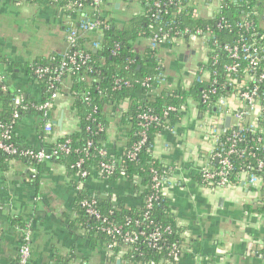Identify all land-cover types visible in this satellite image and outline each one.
Here are the masks:
<instances>
[{
  "label": "crops",
  "instance_id": "1",
  "mask_svg": "<svg viewBox=\"0 0 264 264\" xmlns=\"http://www.w3.org/2000/svg\"><path fill=\"white\" fill-rule=\"evenodd\" d=\"M30 1L0 0V60L8 86L40 100L41 90L31 79L28 65L64 53L69 18L46 0ZM117 10L113 17L119 27L125 24V15L128 20L140 12L137 5L124 9L120 4ZM210 11V6H204L201 15L208 16ZM91 43L88 37L84 45L94 49ZM148 43L146 38L138 39L136 51L142 53ZM197 54L198 60L192 65L190 61ZM156 55L163 68L160 90H187L200 78H207V71L202 70L206 49L200 39L161 43ZM69 87L66 84L62 88L64 94L58 96L50 111V132L44 131L39 117L27 115L18 121L16 136L21 143L48 150L58 138L76 130ZM229 104L231 108L237 106L232 98ZM105 110L110 119L108 153L120 154L125 128L113 107ZM179 114L157 135L152 151L166 168L162 194L181 240L178 257L158 264H263L264 209L256 212L248 206L263 208L264 190L250 186L243 174L237 183L225 187L207 186L199 175L200 168L212 162V143L205 139L208 122L217 121L215 129L220 132L230 125L232 117L224 126L229 115H203L190 96ZM83 191L109 195L131 208L141 202L135 184L123 178L83 182L64 163L51 160L41 163L36 179L27 162L11 161L7 170L0 171V264H13L18 255L20 235L12 225L15 215L31 222L27 264H56L59 260L66 264H139L126 259L125 248L113 251L104 237L91 232L82 221L78 196Z\"/></svg>",
  "mask_w": 264,
  "mask_h": 264
},
{
  "label": "trees",
  "instance_id": "2",
  "mask_svg": "<svg viewBox=\"0 0 264 264\" xmlns=\"http://www.w3.org/2000/svg\"><path fill=\"white\" fill-rule=\"evenodd\" d=\"M8 1L13 3L31 2L30 0ZM155 1L102 0L98 7L91 0H82L81 6L75 5L74 0L48 1L57 5L64 12L69 18V23L74 27L78 26L79 19L100 18L107 24V28L90 32L89 35L81 33L77 46L69 49L68 53L82 52L87 55L86 62L78 70H66L60 80L53 82L51 86L49 76L37 78L34 69L39 65L58 67L63 59L62 54H54L28 65L31 79L37 81L41 90L40 100L25 97L21 89L8 86L1 66L3 62L0 60V73L4 77L5 87L1 88L0 85V124L10 132V138L3 142L11 144L16 150L15 154H8L0 150V171L7 170L11 161L21 160L31 166V172L32 169L37 171L33 176L38 178L41 163L20 154L21 150L36 148L26 146L19 141L16 136V126L18 121L27 115L42 119V111L32 105H38L46 100L52 91H56L58 96L64 94L62 88L69 84V95L72 98V109L77 118V128L58 138L51 147L69 139L72 151L69 154L59 155L52 161L64 163L69 170L79 176V169L75 167V164L84 157L81 169L86 170L88 175L84 178L79 177L80 181L86 182L90 178H97L116 182L119 178H123L127 182L135 184L141 198L140 204L136 207H127L125 204L113 200L109 195L98 193L92 195L87 191H83L78 196V201L84 198L94 199L101 214L122 225L124 230L148 231L153 226L159 227L163 232L164 241L158 243L156 247L147 246L143 240L129 245L116 244L112 247L115 252L125 248L126 259L139 264H158L159 261L165 259L173 261L174 259L168 256L166 251L172 244H175L181 253V240L175 218L163 194L159 193L158 197H153L150 207H146L147 199L155 195L152 189L153 173L155 172L162 182L166 173V168L161 161L154 157L152 152L157 135L169 127L170 122L176 116L180 115L179 112L185 106L189 96L195 101L199 113L203 115L217 114L220 112L216 107L217 100L219 98L228 99L239 92L237 85L231 83L232 79L238 82L243 80L247 73L253 75L255 79L264 73V55L261 52V49H264V0H201L202 6L212 5V14L198 18L192 17V7L186 6L195 0H175L174 3L166 4L160 9L153 6ZM161 1L165 2V0ZM116 4H121L124 9L125 7L130 9L132 5H137L139 8L140 13L132 18L129 28H126L125 24L122 27L116 24L113 17V14L118 12ZM244 15L251 24L247 29L238 25ZM222 21L231 23L233 27L230 29L219 28L217 24ZM185 27L202 30L200 36L203 37V46L207 56L203 69L210 72L211 79L209 82L197 80L187 90H160L158 87L163 68L157 59L156 48L161 43L173 44L171 39L174 37L179 38V41L189 42L188 35L182 33ZM70 28L71 26H66L67 31ZM160 28L168 34L165 42L153 40L154 35L161 37ZM88 37H90L92 47L97 49L95 52L93 48L84 45ZM141 38H146L149 42L142 53L137 52L134 46L135 41ZM240 41L251 45V47H257L259 54L254 56L257 62L255 68L249 70V61L245 58V53L241 52L237 71L230 73L224 68L231 59L228 53L223 50V46ZM212 57L215 58V61L212 60ZM212 79L215 81V93L210 94L205 100L202 98V94L206 93ZM116 80H119L120 85L115 84ZM253 83L258 86L256 98L264 96V81H249L248 86ZM19 93L22 95V104L26 106L25 109L14 103V98ZM55 101H53V106ZM259 105L261 114L258 117L257 125L249 126L250 115L246 109L241 108L245 115L243 122H235L220 131L218 142L214 145V152L226 149L228 146L226 137L232 130L240 129L243 139L238 142V148L251 149L256 155H264V103ZM168 106L174 107V110L169 111L163 117V112ZM109 107H113L118 112L121 125L125 128L122 131L123 143L120 154H109L106 147L110 119L105 109ZM15 112L18 114L16 118L13 117ZM143 113L155 115L159 119L147 126L144 142L139 147L135 158L130 160L126 157V153L142 139L139 133L142 128L138 116ZM257 138L260 139L257 140ZM87 141H91L92 145L88 149L87 155L84 156L83 149L86 147ZM229 159L232 163L228 179L230 184L237 183L244 172L249 175L262 174L255 167V157L229 155ZM211 161L213 168L219 167V163L215 159ZM100 162L111 164L114 167V173L102 177L98 173ZM120 170L125 171V176L119 175ZM263 209L264 207L257 209L248 206V210L256 212H262ZM79 213L91 232H96L104 237L107 245L111 243V238L99 230V222L89 217L80 205ZM12 225L20 236L27 229L32 234L31 222L27 217L15 215L12 218ZM13 264H17V258ZM56 264L66 263L59 260Z\"/></svg>",
  "mask_w": 264,
  "mask_h": 264
},
{
  "label": "built area",
  "instance_id": "3",
  "mask_svg": "<svg viewBox=\"0 0 264 264\" xmlns=\"http://www.w3.org/2000/svg\"><path fill=\"white\" fill-rule=\"evenodd\" d=\"M50 1V0H46ZM92 3L95 6L101 5L102 0H91ZM175 0H165V2H162L161 0H156L153 3V6L157 9H160L166 4H172ZM201 0H195L191 4H187L186 6L192 7L191 15L194 18L203 17L201 15V9L202 6ZM74 4L77 6L82 5V0H74ZM126 5V4H125ZM211 7V13L212 14V5H205ZM140 13V12H139ZM71 28L67 31L66 36V50L64 53H62L63 59L60 62V65L58 67H50V66H42L39 65L34 69V73L37 76V78H42L46 75L49 76L50 86L53 82H57L60 80L61 76L66 70H78L80 66L84 65V63L87 60V55L79 52L74 51L72 53H68V50L76 47L78 44V38L81 35V33H90V32H97L101 28H107V24L100 18H96L93 20L90 19H79L78 26L74 27L71 25V23H68ZM240 27H244L245 29L249 28L251 26L250 22L248 21L246 15H244L241 18V21L238 23ZM219 28L223 29H230L232 28V24L227 21H222L217 24ZM160 33H162L161 37H158L154 35L153 40H161L165 42L166 38L168 37V34L164 32L161 28L159 29ZM183 34L188 35V41H196L197 39H200L203 42V37L200 35L202 34V30L200 28H194L189 29L187 27L184 28ZM207 33V32H205ZM179 41V38L174 37L171 39V42L176 43ZM223 50H225L231 61L228 64H225L224 68L226 71L230 73H234L237 71V68L240 65L239 58L240 53H245V58L248 59V65L249 70L254 69L256 65V60L254 59L255 55H258V49L257 47H254L251 45H248L243 42H238L235 44H227L223 46ZM261 52H263L262 55H264V49H261ZM212 60L215 61V58L212 57ZM203 71H206L202 68ZM211 74L208 71L207 72V78L205 80L199 79V81H210ZM249 81H264V73H261L258 75L255 79L253 78V75H249L248 73L243 78V80L236 81L234 79L231 80V83L237 85L239 92L230 97L233 100L236 101L237 106L236 108H231L229 104L230 98H219L216 103V107L220 111L221 115H229L230 119L232 117V122L229 126L234 124L235 122H243V119L245 117L244 112L241 110V108H244L248 111L250 115V125L251 127H254L257 125L258 117L261 114V106L260 103H264V96H261L259 98H256L258 86L256 83H253L252 85L248 86ZM4 77L0 73V85L1 88L4 87ZM116 85L119 84V80L115 81ZM125 84H128L125 82ZM215 81L212 79V81L209 84L208 90H206V93L202 94L203 99H207L209 95L215 93ZM58 98V94L56 91H52L49 95V97L41 102L38 105H32L36 109L42 111V122H43V128L45 132H50L52 129L51 124V115L50 111L53 106V101H55ZM14 103L17 106H20L22 109H25L26 106L22 104V95L19 93L14 98ZM174 110V107L168 106L165 108L163 112V117H165L169 111ZM18 114L15 112L13 117H17ZM140 119L139 124L141 126V131L139 132L142 139L138 142H136L130 151L126 153V157L130 160H133L136 156V153L139 149V147L143 144L145 139V129L151 122L158 121V117L152 114H140L138 116ZM217 121H209L207 124L208 126V132L205 135V139L209 140L212 143V151H211V157L212 159H215L219 163L218 168H213L212 165H207L199 170V175L202 180V182L211 187H225L229 185V171L232 169V163L229 159V155H237L238 157H244V155H250L251 157H255V167L258 171H261V173L264 175V155L259 156L256 155L251 149L246 148H238L237 144L240 142L243 137L240 135V129L239 130H232L231 133L226 137V141L228 142V146L226 149H222L220 151L214 152V145L217 144L220 132L215 129ZM228 126V127H229ZM248 127V126H247ZM249 128V127H248ZM0 150L8 153V154H15L16 150L12 147L11 144H6L3 142V140L10 138V132L7 128H5L2 124H0ZM264 130V127H263ZM260 138H257L259 140ZM70 140L66 139L63 143L57 144L54 147L49 148L48 150L42 149V148H36V149H24L20 151L21 155H25L30 157L31 159H34L38 163H43L47 161H51L55 157H58L59 155H65L69 154L72 149L69 145ZM92 143L91 141L86 142V147L83 149L84 156L87 155L88 149L91 147ZM82 163H84V157L80 158L76 164L75 167L79 169L78 175L81 178H84L88 175V172L84 169H81ZM33 175H36L37 171L35 169H32ZM98 173L102 177L110 176L114 173V167L106 162H100L98 165ZM245 175L247 182L250 186L255 188H263L264 189V177L263 175H249L248 173L244 172L242 173ZM241 174V175H242ZM120 176H125V171L120 170L119 171ZM152 189L154 190V194L151 197L147 199L146 207L149 208L151 205V200L153 197H158L159 193L163 192V182L157 177V174L154 172L152 176ZM78 204L84 209V212L97 222H99V230L106 235H108L111 238V243L108 244V246L111 248L116 244L121 245H129L133 243H137L138 241L143 240L147 246H157L158 243L164 241L163 238V232L159 229V227L153 226L148 231L146 230H139V231H129L124 230L122 225L114 222L113 220L109 219L108 217L101 214V212L97 208V202L94 199H80L78 201ZM135 225H138V223H135ZM31 232L27 229L25 230L22 235L20 236V245L18 249V255H17V264H27L30 255H31ZM167 255L172 257L174 260L179 255V250L177 249L175 244L170 245L167 249ZM264 258V257H263ZM264 264V263H263Z\"/></svg>",
  "mask_w": 264,
  "mask_h": 264
},
{
  "label": "rangeland",
  "instance_id": "4",
  "mask_svg": "<svg viewBox=\"0 0 264 264\" xmlns=\"http://www.w3.org/2000/svg\"><path fill=\"white\" fill-rule=\"evenodd\" d=\"M129 14L131 15V12H129ZM123 16H124V15H123ZM126 17H127V16L125 15V27H126V28H129V27L131 26V23H132V20H133V19H131L132 16H130L129 19L127 20ZM197 60H198V54H197V56H196L195 58L192 57V59H191L190 62H191L192 65H193V63L195 64ZM190 107H191V106H190ZM235 108H236V107H235ZM192 109H193V108H192Z\"/></svg>",
  "mask_w": 264,
  "mask_h": 264
},
{
  "label": "water",
  "instance_id": "5",
  "mask_svg": "<svg viewBox=\"0 0 264 264\" xmlns=\"http://www.w3.org/2000/svg\"><path fill=\"white\" fill-rule=\"evenodd\" d=\"M119 4H116L115 7L117 8ZM97 49L94 48L93 51L95 52ZM229 121H230V117H226V122H225V125L224 126H228L229 125ZM56 124H59L60 121H55Z\"/></svg>",
  "mask_w": 264,
  "mask_h": 264
}]
</instances>
